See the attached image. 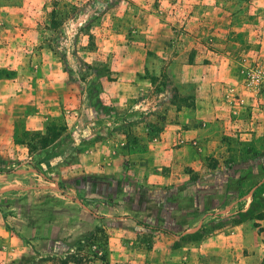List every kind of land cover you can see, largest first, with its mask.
<instances>
[{"label": "rangeland", "instance_id": "obj_1", "mask_svg": "<svg viewBox=\"0 0 264 264\" xmlns=\"http://www.w3.org/2000/svg\"><path fill=\"white\" fill-rule=\"evenodd\" d=\"M63 260L264 264V0H0V264Z\"/></svg>", "mask_w": 264, "mask_h": 264}, {"label": "crops", "instance_id": "obj_2", "mask_svg": "<svg viewBox=\"0 0 264 264\" xmlns=\"http://www.w3.org/2000/svg\"><path fill=\"white\" fill-rule=\"evenodd\" d=\"M143 86H144L143 82L142 81H139V80H137V81L134 80V82H131V80H128L127 82H122V88H124L125 93L122 94V95H120V97H119L120 104L123 103L122 101H124L125 97L126 98L130 97V95H126V94L127 93L133 94V91L136 92L135 95H134V97H139V95H141L142 97L140 96L141 97L140 100H142L143 97H144L143 90H142ZM172 92H173V89L172 88L166 89L165 93L162 94L161 95V98L157 101L156 106L157 107H161V108H169V109H172V110H177L176 109V108H178L177 105L174 102H170L171 101V98L170 97H171ZM107 93L110 94V90H108V91L105 92V94H107ZM201 93H203V103L204 102L207 103L208 102L207 89L206 88H205V90L200 89V92H199V95H200L199 96V100L202 99V96H201L202 94ZM140 100L136 102L139 105H141L140 103H142V102H140ZM199 102H200V104L202 103L201 101H199ZM143 104H150V102H146V103H143ZM181 108L183 109V111L188 110V109H186L185 105H184V107H181ZM169 127L170 126L165 127V129L163 130L162 135H160V138L162 139V141L160 142L159 145L157 143H150V142L148 143V148H147V151L148 152H147V155H148V153H150V156L152 155L153 146H155V149L156 150L158 149L157 151L162 150L163 153L167 154L166 153L167 151L164 152L165 147H167L166 144L170 143L174 139V137H175L174 135H172V136L170 135L171 128H169ZM185 135L187 136L188 134H185ZM189 135L192 136V134H189ZM164 144H165V146H164ZM147 155H145L144 157H146ZM177 174L178 173L173 174V172H172V174L170 175V177L164 178V177L161 176L159 178V180L161 179V183H163L165 185L177 184V183H175V181L178 180L176 178V176H175ZM141 175H147L148 178H150V176H151L150 169H146V170L144 169L142 171ZM225 264H229V263H225ZM231 264H234V263H231Z\"/></svg>", "mask_w": 264, "mask_h": 264}, {"label": "trees", "instance_id": "obj_3", "mask_svg": "<svg viewBox=\"0 0 264 264\" xmlns=\"http://www.w3.org/2000/svg\"><path fill=\"white\" fill-rule=\"evenodd\" d=\"M60 264H68V261L63 260L60 262Z\"/></svg>", "mask_w": 264, "mask_h": 264}]
</instances>
